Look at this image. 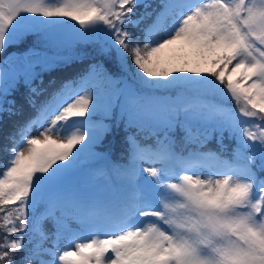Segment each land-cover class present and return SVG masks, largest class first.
Returning a JSON list of instances; mask_svg holds the SVG:
<instances>
[{"label":"snow or ice","instance_id":"1","mask_svg":"<svg viewBox=\"0 0 264 264\" xmlns=\"http://www.w3.org/2000/svg\"><path fill=\"white\" fill-rule=\"evenodd\" d=\"M57 36L100 59L37 106L81 58ZM5 117L0 264H264V0H0ZM121 125L120 160L71 183Z\"/></svg>","mask_w":264,"mask_h":264},{"label":"trees","instance_id":"2","mask_svg":"<svg viewBox=\"0 0 264 264\" xmlns=\"http://www.w3.org/2000/svg\"><path fill=\"white\" fill-rule=\"evenodd\" d=\"M160 0H152V3L154 6H157L159 4ZM24 49L23 46L19 47H13L9 49L8 51H22ZM99 60V58L92 57L86 58L82 60L81 62H77L71 65H65L58 69H55L50 72H43L41 77H38L33 81V86L36 87H43L46 89V91L39 97H37V106L40 105L42 101L47 99L52 91L56 89V87L60 86L61 82L65 79H70L74 77L75 75L83 72L85 69H87L88 65ZM108 67V65H106ZM231 67V66H230ZM41 78L43 79V85L40 84ZM50 81H55L54 84L50 85ZM27 94V88L24 86L23 82L20 83L19 91L16 93V99L18 104H24V95ZM171 95L175 96L173 92L170 93ZM34 113V110L29 108L27 104H24V117H21L20 119L23 120L25 117L32 115ZM15 119V118H14ZM6 123L3 125L2 128H0V145L4 143L3 135L7 131L11 130V121H8L5 117ZM108 123H111V121H108ZM177 139H179L181 133L177 131L176 133ZM124 136L125 133L123 131V125H121V128H113V130L108 133L104 138L103 142L99 144L96 148V156L94 158H86L85 162L80 165V167L77 169L74 175H72L69 179L71 183H80L83 184L86 180H88L89 174L94 173L97 170H101L104 167V156L109 157V162H116L120 160V154L124 149L126 148V145L124 144ZM151 142V141H146ZM224 144L228 146V150L224 152V156H229L232 147L234 146L232 141H229L228 139L224 140ZM204 151H217L219 152L220 149L218 145L216 144L215 139L207 143V145L203 149ZM5 154L3 151H0V162L3 161ZM6 235V233L3 232V229H0V236ZM18 235V234H17ZM15 238V237H13ZM27 238V237H26ZM39 240L38 236H33V242Z\"/></svg>","mask_w":264,"mask_h":264},{"label":"rangeland","instance_id":"3","mask_svg":"<svg viewBox=\"0 0 264 264\" xmlns=\"http://www.w3.org/2000/svg\"><path fill=\"white\" fill-rule=\"evenodd\" d=\"M71 23H74V22H71ZM34 39H35L34 37H29L25 44H21L19 46H23L24 49H25L27 47V45L30 44V43H32V41ZM37 43L39 44V41ZM42 47L43 48L53 47V50L59 51L62 56H72V57H75L77 55V53H79V55H80L81 58H79V59H72L70 61V63H68L67 65L74 64V63H76V61L77 62H81L82 60H84L86 58L92 57V55L94 57H97V56H95V54L93 52L89 51L88 49H85L83 46H77V45L73 44L71 42V37L70 36H57V37H52V38L49 39L48 43L43 44ZM97 58L100 59V57H97ZM106 65H108V68H110L111 70L114 71V69H112V66L110 64H107L106 63ZM62 66H65V65H60V66H57V67H52L50 70L45 71V72L53 71V70L58 69V68H60ZM172 92L174 94H176L175 91H172ZM27 134L28 135L36 134V130L35 129H31V130H29V132ZM86 158H88V157L85 156V158L82 159L81 162H85ZM148 166L149 165H145V167H148ZM145 175H146V173H145ZM173 182H175V181H173ZM49 223H50V225H52L51 222H49ZM72 226L73 227H76V225L74 223H73ZM45 245H49V244H46V242H45ZM60 247H61V249L63 248V242H61Z\"/></svg>","mask_w":264,"mask_h":264}]
</instances>
